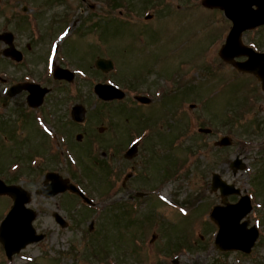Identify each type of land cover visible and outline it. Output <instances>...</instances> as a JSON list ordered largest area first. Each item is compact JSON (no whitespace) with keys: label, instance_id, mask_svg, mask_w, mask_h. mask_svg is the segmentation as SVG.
Masks as SVG:
<instances>
[{"label":"rangeland","instance_id":"rangeland-1","mask_svg":"<svg viewBox=\"0 0 264 264\" xmlns=\"http://www.w3.org/2000/svg\"><path fill=\"white\" fill-rule=\"evenodd\" d=\"M39 1L45 2H36ZM106 1L86 0L85 4H91L95 10L89 12L86 11V6L82 8L80 0H69L77 8L71 20L75 21L80 17L76 24H80L79 29L87 21L86 15L96 14L95 17L92 16L94 22H102L109 15L113 16L106 24L94 25L96 32L70 34L63 45L66 55L62 49L55 53L52 49L54 44L34 42L26 29L23 30V39L19 36L20 40L16 41L26 51L23 79L40 82L55 91L47 99L46 105L53 106L58 102L53 97L65 99L71 94L74 98L68 103L69 116L72 106L79 104L85 108L90 119L86 125L68 128L64 121L66 110L63 113L61 105L55 116L63 115L58 118L56 125L69 132L70 143L58 144L57 148L52 142L48 143L43 134L29 131L30 127H23L22 140L26 139V130L31 139L28 143L32 147L38 146L32 155L37 151L43 153V149L49 144L54 145L58 152H65L66 156L61 157L58 165L56 161H50L46 166H60V172L65 176L70 171L66 167L68 163L72 170H80L78 177L88 186L89 197L96 202V206L88 209L68 193L52 198L34 195L30 206L39 214L34 223L38 231L45 232L47 237L26 247L12 261L7 260L0 244V264H56L55 259L64 264H98L107 257L105 264H116V259L120 261L119 264H264V184L255 177L264 168V94L252 76L239 73L218 55V49L229 31V21L226 23L220 11L203 8L197 0H125L127 4L124 12L128 11L123 14L128 19L125 20L121 17L122 14L119 16L121 10H116V6L110 7ZM34 2L0 0L1 28L10 26L14 29L11 26L20 22L14 14L25 5L31 7L32 11ZM55 3L56 1L52 6L46 4L45 11H61L56 14L53 12L52 15L66 11L68 3ZM149 13L155 16L144 20V16ZM98 16L101 19L97 20ZM62 23L61 20L60 25ZM58 25L59 23L46 26L47 38L55 32ZM86 25L87 30L89 21ZM58 38L59 44L61 37ZM217 40L220 42L216 43ZM243 41L247 44L258 42L264 47V29L254 33L246 32ZM29 44L33 48L27 51ZM97 56L112 58L114 69L108 73L96 69L94 60ZM54 60L75 72V85L67 88L64 82L52 78L51 65ZM0 69L18 74L9 65L6 68L3 65ZM192 73L194 74L190 76ZM4 75L2 74L3 78ZM45 77L53 82L47 84V81H40ZM105 78H111L107 82L118 84L127 92L124 101L128 108L132 105L129 101L136 93L131 91L151 92L147 94L155 100L151 106L136 108V114L142 116V120H135L132 124L133 119H124L120 114L121 104H109L110 111L102 110L107 106L98 103L100 101L93 92V86L99 81L106 82ZM163 90L165 97L162 96L161 99ZM17 95L9 99L10 114L8 112L7 117L0 119L2 132L5 125L6 131H9L18 123L14 120L18 116L21 96ZM254 102H259V105L262 103L261 107L248 105ZM130 113L126 112L128 115ZM143 121L152 126L151 134L144 142L136 136L145 126ZM32 124L33 129L39 127L35 118ZM7 134L11 140L9 143L6 134L0 133L2 160L4 156H17V153L26 156L20 150L23 141H20L17 131L14 129ZM146 134L147 132L143 135ZM224 134L232 136L233 144L215 145L214 142ZM17 139L20 141L17 146L19 148L14 150L10 146ZM135 139L139 140L137 152L134 157L125 158V151ZM117 141L119 144L115 145ZM66 145L71 146L73 156L89 166V176L75 164ZM112 146H115L114 153L109 148ZM257 148L263 151H256ZM239 155L246 161L247 168L234 174L230 163ZM41 162L36 159L33 165L36 167ZM177 162H181V165L184 163L182 168L176 165ZM114 167L119 169L117 176L120 175L117 185L128 172L132 171L133 176L122 189L112 187L109 197L103 196L111 183H108V172H112ZM41 169L23 177V182H27L26 185L23 184L26 188L34 190L40 185L38 182H41L43 176ZM174 172H178L180 177H171ZM214 172L253 195L254 207L262 211L260 221L253 213L251 215L252 222L259 227L260 237L250 257L237 252H220L214 246L216 229L213 230L212 224L208 229L205 221L211 207L221 202L219 191H211ZM262 175L264 173L260 172V177ZM254 186L259 189L258 195L254 193ZM138 191L149 192L151 197H138ZM230 199H237V196H230ZM116 201L122 212L120 226L116 224L114 213L110 212L109 207ZM11 203L8 197H0V221ZM56 210L71 222L68 228H61L56 223L53 218ZM135 211L137 214H134ZM110 214L112 218H109ZM128 216L139 222L129 220ZM92 220L95 221V227L89 231ZM115 233L122 241L118 240L119 246H116ZM153 233L157 235L150 242ZM91 234L97 237L88 240L93 238L90 237ZM200 236L202 238L196 240L193 246L187 245L191 239ZM92 245H97L96 250H99L100 255L98 258L88 254L89 246ZM178 245L186 247L183 249ZM137 246L143 249H138Z\"/></svg>","mask_w":264,"mask_h":264},{"label":"water","instance_id":"water-1","mask_svg":"<svg viewBox=\"0 0 264 264\" xmlns=\"http://www.w3.org/2000/svg\"><path fill=\"white\" fill-rule=\"evenodd\" d=\"M218 0H204V4L208 7L216 6ZM227 10L228 17L233 20V28L227 38V42L220 50V56L229 62H232L239 70L243 72H251L258 76L262 81L264 89V53L256 52L254 49L245 46L241 42V35L245 29L264 24V0H223ZM253 5H257L253 9ZM13 36L11 33L0 35V39H5L10 43ZM7 55H10L17 60L21 59L20 53L15 49L14 45L10 43V47L6 50ZM248 56V60L239 62L235 60L238 56ZM98 68L108 71L113 67L111 60L98 58L95 62ZM54 76L56 78L73 79V73L67 69H62L59 66L55 68ZM27 89L30 94L28 96V103L32 107H37L42 104L44 95L49 89L41 87L36 83H24L12 88L13 93L19 89ZM96 93L104 98H121L124 92L121 90L105 84H97L95 86ZM143 102H148L149 99L145 97H138ZM74 117L77 120H82L83 110L81 107H74ZM230 141L227 137L223 138L217 144L226 145ZM137 150L136 144L127 152V156L131 157ZM243 163L240 159H236L232 163L234 172L237 169L243 168ZM50 181V182H48ZM220 188L223 203L225 206H215L211 212L212 219L220 226L216 237V245L222 250L242 249L246 252L251 251L258 236L256 227L248 228V221L240 223L241 219L251 210V201L248 195L242 196L238 203L230 204L227 196L231 193H240L239 189H235L233 184H227L221 179L219 174L213 175L212 189ZM67 189L79 194L85 201L91 203L92 201L85 196V194L70 183L69 179H64L60 174L50 172L46 175L44 187L36 190L37 194L44 196H54ZM0 194H8L13 197L14 204L0 226V241L4 244L6 253L9 258L15 252L25 247L30 242L39 241L44 237V234H37L32 225V221L37 213L26 207V203L31 201V192L25 190L19 185H6L0 179ZM56 219L63 225H66L64 219L55 214Z\"/></svg>","mask_w":264,"mask_h":264},{"label":"flooded vegetation","instance_id":"flooded-vegetation-1","mask_svg":"<svg viewBox=\"0 0 264 264\" xmlns=\"http://www.w3.org/2000/svg\"><path fill=\"white\" fill-rule=\"evenodd\" d=\"M218 11H220L221 13H223L224 11L221 10V9H216ZM10 26H4L3 29H0V32H3V31H6V30H10L9 29ZM16 28V27H15ZM16 37H17V34H16ZM21 39H23V32L21 33ZM20 40V39H19ZM15 41H16V38H15ZM16 47H18L22 52H23V49L20 48L17 43L15 44ZM4 47H6V45L0 41V68L4 67L6 68V66L9 65V67H13V69H15L17 66H20V73L19 75L17 74H12L9 72V70H5V69H0V71H3V72H0V100H4L5 102L9 101V98L7 96V94H3V87H10L11 85H13L14 83H17V82H23V62L21 61L20 63H16V62H13L10 58L8 57H5L3 55V50H4ZM16 73V71H14ZM2 73L5 74V77L3 78L2 77ZM8 79V81H6ZM15 80V81H13ZM2 83V84H1ZM19 96H21V99H20V102H19V105L20 107L18 108V116H19V119H20V124L22 125L23 124V117H22V109H23V91L18 94ZM17 95V96H18ZM4 105H6V103L3 102ZM17 116V117H18ZM20 160V169L23 168V156H20L19 158ZM4 169V167H3ZM10 170V164H8L7 168H6V171H9ZM23 170V169H22ZM12 179H15V178H12Z\"/></svg>","mask_w":264,"mask_h":264}]
</instances>
